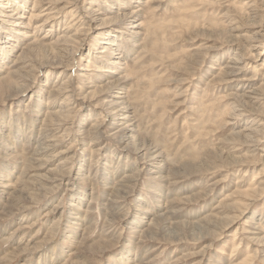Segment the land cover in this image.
<instances>
[{"label": "rangeland", "instance_id": "obj_1", "mask_svg": "<svg viewBox=\"0 0 264 264\" xmlns=\"http://www.w3.org/2000/svg\"><path fill=\"white\" fill-rule=\"evenodd\" d=\"M101 1L107 0H97V3L100 5ZM136 1L141 2V11L136 21L142 22L143 25L136 37H124L116 32L123 27L120 18L108 21L106 25L109 33L118 35L123 40L121 45L127 50L125 71L121 70L118 75L127 76L123 91H127L128 100L137 117V140L142 142L141 144H149L162 150L167 173L173 174V180L152 183L148 176L140 173L135 185L125 189L129 193L124 200L114 196L117 201L115 207H125L110 210L112 217L105 216L102 209L105 200L110 198L104 188L102 189L106 184L103 171L91 181L92 202L88 197L92 186L85 181L79 183L78 191L85 192V202L81 208H91L87 229L77 232L76 238H73L77 243L73 244L67 242L70 238L62 236L64 232L61 228L56 229V233L49 232L47 239H50L57 249H64L57 263L114 264L121 253L128 250V257L136 255L139 260H145L144 264H264V232L258 236L263 237L258 242L245 240L241 231L236 229L243 221L253 220L254 217L264 214V170L262 171V165L257 169L253 167L258 156H251L246 146L235 151L233 144L241 143L243 139L237 135L232 136L231 128L225 125L228 115L230 116L229 110L233 106L228 98L232 89L221 83L220 71L214 64L217 57L224 56L226 47H221V50L213 53L207 51L210 46L226 45L230 39L242 43L263 27L264 0ZM31 2L32 0L28 2L29 7ZM130 9L132 7L126 10ZM69 17L70 14L66 18ZM97 37L96 34L89 36L87 43L94 44ZM135 42L140 46H134ZM31 47L28 56L33 60V64L35 63L31 72L34 83L31 85L37 87L38 94L36 93L35 99L41 102L38 110L39 117L43 118V103L46 99L44 90L60 77L65 79V75L61 76L58 68H37L36 63L42 65L51 62L56 52L48 50L45 54L39 48ZM87 48L85 45V49ZM7 65L3 68L5 71L0 72L3 76H0V79L4 82L0 83V121L7 122L15 110L28 115L32 120L36 112L23 109L26 101H29L31 109L33 108L32 97H25L15 105L3 96L9 79L5 74L10 70ZM75 70L74 63L71 71ZM256 108L264 113V103ZM89 112L90 106L85 109L75 107L66 113L70 126L69 130L63 131L65 133L61 135V138L67 141L64 144L74 143L71 140V132L76 130L77 125L83 123L84 127L88 128L90 124L95 123L96 116H91L92 110ZM85 114H90L86 122L83 121ZM226 139H230V142L226 143ZM101 143L99 146L104 148L93 153L85 146L81 151L77 148L76 157L70 160V165H83L87 171L92 162L95 170H100L103 162L111 158L117 146L113 140L104 139ZM18 148L16 158L21 161L29 149L22 151V146ZM0 157L1 168L2 157L8 158L2 153ZM116 157L118 155L115 152L114 159ZM135 158L136 155L129 153L127 157L121 158L119 164H130ZM234 158L236 163L233 162ZM114 159L113 162L117 164ZM8 162L14 166L17 161L13 159L6 163ZM112 170L117 171V168ZM13 172H16V168H13ZM29 188L32 186L29 185ZM171 189L176 190L169 198L172 202L167 203L166 209L158 211L155 191L164 194ZM253 196L256 199L251 202L249 199ZM139 197L143 199L142 202H137L139 209L143 207L149 211L148 214L151 213L150 226L146 223L137 224V219L143 220L142 215L133 208ZM34 198L38 202L42 199L38 196ZM69 199L66 193L62 196L64 209ZM44 201L34 205L29 203V206H32L30 212L32 211L33 220L36 219V238L39 236V239L47 233L52 220L41 215L44 210L39 208ZM60 211L61 209L58 210L59 214ZM241 212L244 214L236 218ZM125 213L124 219L122 217ZM136 215L140 216L134 225H128L126 219ZM233 219L235 224L224 229L225 222ZM261 225L264 228V221ZM132 226L142 232H138V235L132 233ZM6 242L0 241V256L9 251L10 243ZM68 252L75 254L69 256ZM139 260L134 263L143 264L139 263ZM20 263L18 257L10 261L0 260V264Z\"/></svg>", "mask_w": 264, "mask_h": 264}, {"label": "bare ground", "instance_id": "obj_2", "mask_svg": "<svg viewBox=\"0 0 264 264\" xmlns=\"http://www.w3.org/2000/svg\"><path fill=\"white\" fill-rule=\"evenodd\" d=\"M29 1L0 0V72L5 71L6 64L10 69L5 73L9 79H7L8 85H4L6 89L3 96L15 105L25 97H32L33 108L31 109V103L26 101L23 109L25 108L27 112L31 110L36 112L35 117L30 120L28 115L15 110L7 122L0 121V153L8 158L2 157L0 168L2 182H0V241L10 243L9 251L0 256V260L10 261L18 257L20 264H56L63 255L64 249L60 247L58 250L57 246L47 239L49 232L61 228L64 232L62 236L71 239L61 242L67 241L73 244L76 242L73 238H76L77 232L87 229L91 208L85 210L81 208L85 202V192L78 191L79 183L85 181L92 186L88 193L92 202L93 182L91 181L103 171L102 173L106 175V184L103 187L102 184L101 187L110 198L105 200L102 209L105 216L112 217L110 210L119 207H115L117 201L114 196L124 200L129 193L125 189L135 185L140 173L143 172L152 183L158 184L172 181L173 174L167 173L165 156L159 147L141 144L142 142L137 140L139 139L136 136L137 117L128 100L127 91H123L127 76L118 75L121 70L125 71L127 50L121 45L123 40L118 35L109 33L106 25L108 21L120 18L123 27L116 32L124 37L128 35L136 37L143 26L142 22L136 21L141 11L139 7L141 2L107 0L108 2L101 1L99 5L97 0H32L29 7ZM131 7L132 9L126 10ZM68 14L70 17L67 19ZM93 34L98 36L95 43H87L89 36ZM85 45L88 46L87 49ZM31 46L39 48L42 53L48 50L56 52L51 62L42 65L36 63L37 68L50 66L58 68L61 76L65 75V79L60 77L44 90L46 99L43 103V118L39 117L38 110L41 102L35 99L38 94L37 87L31 85L34 83L31 72L35 68V63L33 64V60L28 56ZM134 46L140 45L135 42ZM221 47L223 49L226 47L225 51L223 50L224 56L217 57L214 65H217L220 71L221 83L232 89L228 98L233 105L225 125L231 128L232 136L237 135L243 139L241 143L234 141L235 151L246 146L251 156H258L253 167L257 169L262 165L263 171L264 113L256 106L264 103V26L242 43L230 39L226 45L210 46L207 51L213 53L221 50ZM75 55H77L76 60ZM74 63L76 70L72 72ZM0 83L4 84L2 80ZM87 106H90L89 113L92 110L91 116L95 115L97 120L88 128L81 123L71 132V140L76 147L73 144H64L66 140L61 138V135H64L63 131L69 130L70 126L66 113L75 107L85 109ZM89 118L90 114H85L83 121L86 122ZM104 139L116 142L117 146L114 149L118 157L114 159V152L110 159L103 162L100 170H95L92 162L90 166L88 164L87 171L83 165H70V160L76 157L77 148L81 151L85 146L93 153L104 148L99 146ZM227 142L229 143L230 139H226ZM19 146H22V151L29 149L26 157L21 161L16 158ZM129 153L136 155V160L127 165H123L122 162L119 164L121 158L127 157ZM13 159L17 161L14 166L9 162L6 163ZM235 161L234 158L233 162L236 163ZM139 165L143 167L140 168ZM242 165L245 166L244 163ZM114 167L117 171L112 170ZM13 168H16L15 173ZM29 185L32 188H29ZM175 191L171 189L164 194L152 191L157 196L158 211L166 209L167 203L172 202L169 198ZM65 193L70 199L64 209L62 196ZM49 194L51 195L48 196ZM34 196L41 197V201L45 200L39 208L44 210L42 217L52 219L49 229L46 230L47 233L42 234L40 239L39 236L36 238V219L33 220L32 211L30 212L32 206H29V203L40 204L41 201L38 202ZM255 199L253 196L249 200L252 202ZM142 201L141 197L137 198L133 208L142 215L143 220L137 219L140 215L128 217L126 219L128 225H134L136 219L137 224L151 225V213L148 214L146 208L139 209L138 203ZM120 207L124 209L125 206ZM59 209H61L60 214ZM63 209L66 210L65 215ZM243 214L241 212L236 218ZM263 216L264 214H261L249 221L245 219L246 221L238 225L239 228L236 229L241 231L245 240L259 242L263 239L258 237L264 232L261 225L264 221L261 220ZM122 218H126V213ZM234 220L225 222L224 229L235 224ZM132 229L131 232L135 234L142 232L134 226ZM127 252L128 250H124L114 264H133L139 260L136 255L128 257ZM71 254L75 252H68L69 256ZM144 261L140 259L139 263Z\"/></svg>", "mask_w": 264, "mask_h": 264}]
</instances>
